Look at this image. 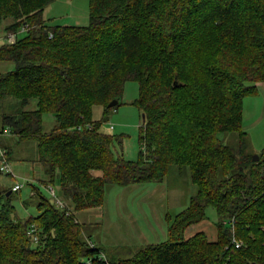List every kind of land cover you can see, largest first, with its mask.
<instances>
[{"label": "trees", "instance_id": "16d2710c", "mask_svg": "<svg viewBox=\"0 0 264 264\" xmlns=\"http://www.w3.org/2000/svg\"><path fill=\"white\" fill-rule=\"evenodd\" d=\"M53 1L0 0V27L7 18L8 33L29 26L0 47V61L15 63L0 74V98L22 106L4 114L3 133L38 141L75 210L101 206L107 183L162 181L171 165L190 169L198 193L173 220L170 240L115 260L84 234L71 206L39 191V214L22 221L12 187L0 183V264H264V147L258 160L248 154L243 127L245 98L264 84V0H89L84 26L49 25ZM128 80L138 82L142 112L136 160L116 156L119 138L101 131L104 117L93 119L94 106L107 114L121 104ZM32 100L35 109L24 108ZM44 113L56 121L50 132ZM232 132L237 146L221 138ZM208 206L219 217L217 239H186Z\"/></svg>", "mask_w": 264, "mask_h": 264}, {"label": "rangeland", "instance_id": "374dc122", "mask_svg": "<svg viewBox=\"0 0 264 264\" xmlns=\"http://www.w3.org/2000/svg\"><path fill=\"white\" fill-rule=\"evenodd\" d=\"M44 19L49 25H88L90 22L89 0H54L44 11ZM11 18L3 21L0 27V47L7 43L10 34L6 26L12 23ZM26 32L19 31L17 36L23 37ZM16 39H13L14 42ZM15 68V63L0 61V74ZM139 97V85L135 80H128L124 86L121 104L111 109L107 114L101 105L93 108V119L96 123L105 118L101 131L115 135L113 151L116 156L136 160L140 156V130L142 112L135 104ZM243 127L246 131L247 153L260 154L264 147V88L255 96L245 98ZM36 100L26 105V109H35ZM22 108L18 99L13 97L0 98V146H8L5 160L11 166L12 172L1 170L0 183L11 188L17 218L25 221L30 216L39 214V191L59 208H73L76 222L82 224L83 232L99 247L102 255L110 259H127L148 243H161L170 240V225L175 217L185 210L197 195L198 187L193 182L189 168L177 165L169 167L162 181H150L120 185L107 183L105 198L101 206L75 210L70 199L60 194L58 179L51 180L46 164L40 158L39 143L35 139L21 138L12 133H3L4 114H13ZM56 121L51 113L43 114L44 131L50 132ZM114 128H111V126ZM222 140L237 146V133H224ZM10 174V175H7ZM14 174V175H13ZM13 175V176H12ZM53 179V178H52ZM22 183L23 187L13 190L14 185ZM51 188L56 191L52 195ZM8 192V193H9ZM207 218L203 223L193 227L203 230L208 237H216V222L219 217L212 206L206 209ZM206 226V227H205ZM37 241L36 236H34Z\"/></svg>", "mask_w": 264, "mask_h": 264}, {"label": "built area", "instance_id": "2783aa9c", "mask_svg": "<svg viewBox=\"0 0 264 264\" xmlns=\"http://www.w3.org/2000/svg\"><path fill=\"white\" fill-rule=\"evenodd\" d=\"M28 30H29V26L28 25H24L22 27V31L26 32ZM16 38H17V34H15V33H10L7 36V39L9 41H12L13 39H16ZM91 127H92V125H91ZM111 128H114V126L112 125ZM6 154H7V150L0 146V158L2 159L1 170L4 171V172H8V173L10 172L11 173L12 172L11 166H10L9 162L7 160H5V155ZM22 187H23L22 183H17L16 185H14L13 190H18V189H20ZM51 192H52V195L54 197H56L57 194H56V191L53 188H51ZM235 243H236V247H241V245H242V243L240 241H236L235 240Z\"/></svg>", "mask_w": 264, "mask_h": 264}, {"label": "crops", "instance_id": "0c3cea01", "mask_svg": "<svg viewBox=\"0 0 264 264\" xmlns=\"http://www.w3.org/2000/svg\"><path fill=\"white\" fill-rule=\"evenodd\" d=\"M7 41H9L8 39H7ZM261 88H264V84H260V89ZM263 116H264V114H263ZM3 129V128H2ZM203 221H205V220H202L201 222H199V223H203ZM199 223H195V224H192V225H190L187 229H186V231H185V238L186 239H188V238H190V237H192V236H194L195 234H197V233H199V232H204V233H206L205 231H204V229L203 230H199L198 232H196V233H194L196 230H193V232H191L192 231V229H193V227H195V226H197ZM171 226V225H170ZM206 227V226H205ZM169 232H170V229H169ZM216 237L215 238H210V237H208L211 241H215L216 239H217V236H218V230H217V227H216ZM206 235L208 236V234L206 233ZM165 242V241H164ZM148 244H155V243H148ZM147 244V245H148ZM157 244V243H156Z\"/></svg>", "mask_w": 264, "mask_h": 264}, {"label": "water", "instance_id": "95a60500", "mask_svg": "<svg viewBox=\"0 0 264 264\" xmlns=\"http://www.w3.org/2000/svg\"><path fill=\"white\" fill-rule=\"evenodd\" d=\"M118 103H119V100H118V99H115V100H113L112 102L109 103V107H113V106L117 105ZM143 118H144V120H145V114H143ZM254 159H255V160H258V159H259V155L256 154V155L254 156ZM11 192H12V191H10L8 194H10Z\"/></svg>", "mask_w": 264, "mask_h": 264}]
</instances>
